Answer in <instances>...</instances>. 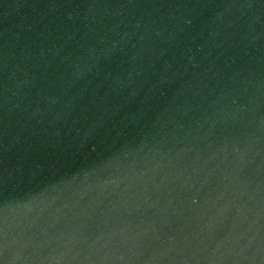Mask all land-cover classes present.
<instances>
[{
  "label": "water",
  "instance_id": "obj_1",
  "mask_svg": "<svg viewBox=\"0 0 264 264\" xmlns=\"http://www.w3.org/2000/svg\"><path fill=\"white\" fill-rule=\"evenodd\" d=\"M0 264H264V0H0Z\"/></svg>",
  "mask_w": 264,
  "mask_h": 264
}]
</instances>
